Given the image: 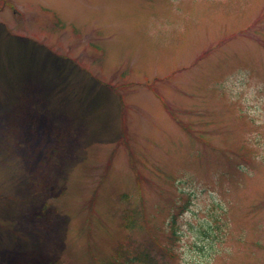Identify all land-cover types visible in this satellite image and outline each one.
Returning <instances> with one entry per match:
<instances>
[{
  "label": "rangeland",
  "instance_id": "rangeland-1",
  "mask_svg": "<svg viewBox=\"0 0 264 264\" xmlns=\"http://www.w3.org/2000/svg\"><path fill=\"white\" fill-rule=\"evenodd\" d=\"M0 196V264H264V0H0Z\"/></svg>",
  "mask_w": 264,
  "mask_h": 264
},
{
  "label": "trees",
  "instance_id": "trees-1",
  "mask_svg": "<svg viewBox=\"0 0 264 264\" xmlns=\"http://www.w3.org/2000/svg\"><path fill=\"white\" fill-rule=\"evenodd\" d=\"M133 225L134 223L131 220H126L122 226L126 230H131L134 227ZM114 253L115 254L112 256V262H110V264H152L149 258L145 256L146 254L144 252H142L141 254L135 252L133 253L130 245L126 247L124 246L120 250H115ZM129 256L130 258H128ZM120 258H124V260L122 262H119ZM54 264H58V261L54 262Z\"/></svg>",
  "mask_w": 264,
  "mask_h": 264
}]
</instances>
